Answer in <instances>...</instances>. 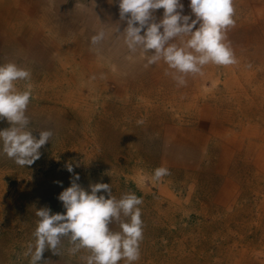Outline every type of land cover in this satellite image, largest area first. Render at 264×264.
<instances>
[{
  "label": "rangeland",
  "instance_id": "374dc122",
  "mask_svg": "<svg viewBox=\"0 0 264 264\" xmlns=\"http://www.w3.org/2000/svg\"><path fill=\"white\" fill-rule=\"evenodd\" d=\"M246 1L233 5L235 24L225 32L237 63L205 65L186 77V88L165 74L172 70L163 60L149 65L140 50L129 52L116 0H94L95 6L92 0H21L10 13L0 12L6 17L0 64L15 61L31 72L30 80L15 82L20 91L31 85L28 128L37 139L40 131L53 133L30 166L0 154V264H30L24 253L35 242V212L48 207L63 214L57 197L73 174L85 190L105 183L117 199L126 193L142 199L143 239L134 264H264V102L250 99L264 88V0ZM181 3L182 15H190L189 0ZM153 15L158 21L163 9ZM99 30L106 37L93 46ZM9 126L0 120V130ZM161 167L169 174L153 179ZM110 228L120 230L116 223ZM70 246L62 238L60 254L46 250L42 261L84 264L88 251L71 255Z\"/></svg>",
  "mask_w": 264,
  "mask_h": 264
},
{
  "label": "clouds",
  "instance_id": "9594fccd",
  "mask_svg": "<svg viewBox=\"0 0 264 264\" xmlns=\"http://www.w3.org/2000/svg\"><path fill=\"white\" fill-rule=\"evenodd\" d=\"M116 3L120 20L127 25L120 34L129 52L140 50L149 65L163 60L172 70L165 74L171 75L177 86L186 85V77L201 73L205 65L237 63L225 36L226 30L235 24L233 0H189L190 15H182L181 0H116ZM91 4L95 6L94 0ZM158 9H163V15L157 21L153 14ZM184 36L189 38L180 45L172 43ZM105 37L106 32L99 30L90 43L99 45ZM30 79V70L13 62L0 64V120L10 125L0 130V154L20 167L38 160L39 149L53 135L50 130L40 131L37 139L28 128L26 109L32 95L31 85L20 91L15 82ZM65 167L73 173L71 162ZM168 174L166 168H157L153 179L159 180ZM79 179V175L73 174L70 186L57 197L65 210L63 214H52L48 207L36 210L38 219L32 234L35 242L28 245L24 255L30 256V264H51L48 260L42 261L43 253L48 250L59 255L61 240L66 237L71 245L69 254L75 255L82 249L88 251V255L81 257L84 264H118L121 260L134 264L140 259L143 239L139 207L142 199L134 193L117 199L112 195L110 184L105 183L90 184L88 191L77 183ZM101 192L107 198L98 195ZM113 223L118 224L119 231L111 230Z\"/></svg>",
  "mask_w": 264,
  "mask_h": 264
},
{
  "label": "bare ground",
  "instance_id": "6f19581e",
  "mask_svg": "<svg viewBox=\"0 0 264 264\" xmlns=\"http://www.w3.org/2000/svg\"><path fill=\"white\" fill-rule=\"evenodd\" d=\"M19 1H21V0H15V3H14V1L13 2H11V0H2L1 2H0V12L1 13H10L11 12V6L13 5V7H16L17 5H18V3H19ZM88 1V0H87ZM67 2V1H66ZM1 3L3 4V3H6V4H4V5H7V6H2L1 5ZM8 3L10 4V5H8ZM24 4V3H23ZM65 5V4H64ZM49 6V5H48ZM54 6H56V5H54ZM58 6V5H57ZM86 6V5H85ZM33 8V7H32ZM20 10V9H19ZM35 10V9H34ZM25 11H27V9L25 10ZM32 11V10H31ZM49 11V10H48ZM237 11V10H236ZM51 12V11H50ZM31 13V12H30ZM53 13V12H52ZM64 13V12H63ZM27 14L28 13H26V14H22V16H24V17H26L27 18ZM86 17V16H85ZM44 18V17H43ZM0 19L2 20V23H3V21H5L6 20V17H4V16H2L1 14H0ZM10 19V18H9ZM10 23V22H9ZM18 23V22H17ZM16 23V24H17ZM21 23V22H20ZM41 23V22H40ZM31 26V25H30ZM39 28V27H38ZM47 28V27H46ZM2 29H3V26L1 25V27H0V33L2 32ZM48 29V28H47ZM10 30V29H9ZM19 30V29H18ZM89 30V29H88ZM45 32V31H44ZM68 32V31H67ZM123 32V31H122ZM31 33V32H30ZM12 34H14V33H12ZM32 34V33H31ZM69 34V33H68ZM7 35H9V34H7ZM70 35V34H69ZM118 35V34H117ZM116 34H115V36H117ZM43 36V35H42ZM120 36V35H119ZM9 37V36H8ZM14 37V36H13ZM35 37V36H34ZM121 37V36H120ZM227 37V36H226ZM12 38V37H11ZM10 38V39H11ZM68 38V37H67ZM76 38V37H75ZM114 38V37H113ZM232 38V37H231ZM40 39V38H39ZM6 40V39H5ZM26 40V39H25ZM77 40V39H76ZM7 41V40H6ZM8 42V41H7ZM13 42V41H12ZM35 42V41H34ZM74 43V42H73ZM76 43V42H75ZM72 45V44H71ZM76 45V44H75ZM261 45H263L262 43H261ZM8 46H9V44H8ZM44 46V45H43ZM49 46V45H48ZM76 47V46H75ZM75 47H74V49H75ZM7 48V47H6ZM16 48V47H15ZM83 48V47H82ZM98 48V47H97ZM100 48V47H99ZM98 48V49H99ZM71 49V48H70ZM102 49V48H101ZM34 51H36V50H34ZM73 51V50H72ZM85 51H86V49H85ZM70 52V51H69ZM14 53V52H13ZM92 53V52H91ZM125 53V52H124ZM13 56H17L15 53H14V55ZM121 56V55H120ZM123 56V55H122ZM130 56V55H129ZM16 58V57H15ZM35 58V57H34ZM38 58V57H37ZM1 59V58H0ZM107 60H108V58H106ZM5 60V59H4ZM83 60V59H82ZM101 60V59H100ZM131 60V59H130ZM80 61H81V59H80ZM15 62V61H14ZM13 62V63H14ZM32 62V61H31ZM76 63V62H75ZM98 63V62H97ZM100 63V62H99ZM142 63V62H141ZM24 64V63H23ZM64 64V63H63ZM72 64V63H71ZM127 64V63H126ZM65 65V64H64ZM69 65V64H68ZM78 65V67L82 70L85 66H86V61L84 62H79V64H77ZM22 66V65H21ZM115 66V65H114ZM214 66V65H213ZM92 67V66H91ZM98 67V66H97ZM215 67V66H214ZM28 68V67H27ZM90 68V67H89ZM93 69V68H92ZM107 69V68H106ZM122 69V68H121ZM87 70V69H86ZM61 72V71H60ZM65 72V71H64ZM72 72V71H71ZM107 72V71H106ZM109 72V71H108ZM107 72V73H108ZM50 73H52V72H50ZM84 74V73H83ZM213 74V73H212ZM197 75V74H196ZM49 76V75H48ZM98 76V75H97ZM106 76V75H105ZM93 77V76H92ZM95 77V76H94ZM70 78V77H69ZM91 78V77H90ZM113 78V77H112ZM37 79V78H36ZM66 80H67V78H65ZM65 79H64V81H65ZM191 79V78H190ZM111 80V79H110ZM197 80V79H196ZM49 81V80H48ZM93 81V80H92ZM161 81V80H160ZM197 82V81H196ZM84 83V82H83ZM141 83V82H140ZM143 84V83H142ZM162 84V83H161ZM188 84V83H187ZM108 85V84H107ZM138 85V84H137ZM149 86V85H148ZM155 86V85H154ZM165 86H167V85H165ZM173 86V85H172ZM79 87V86H78ZM183 87H185V86H183ZM259 88V90H260V92L258 93L257 91H256V89L251 93V97H250V99H252V101L253 100H259L260 102L262 101V102H264V88H262V85H259L258 86ZM105 88V87H104ZM111 88V87H110ZM119 88V87H118ZM186 88V87H185ZM192 88V87H191ZM224 88L225 89H227V91H229V89L230 88H228V86H224ZM143 89V88H142ZM164 89H166V88H164ZM182 89V88H181ZM52 90V89H51ZM98 90V89H97ZM100 90V89H99ZM98 90V91H99ZM123 90V89H122ZM145 90V89H144ZM158 90H159V88H158ZM172 90V89H171ZM190 90H192V89H190ZM41 91V90H40ZM47 91V90H46ZM86 91V90H85ZM89 91V90H88ZM165 91V90H164ZM174 91V90H173ZM113 92V91H112ZM138 92V91H137ZM136 92V93H137ZM140 92V91H139ZM169 92V91H168ZM176 92V91H175ZM185 92V91H184ZM191 92V91H190ZM43 93V92H42ZM104 93V92H103ZM111 93V92H110ZM141 93V92H140ZM178 93V92H177ZM180 93V92H179ZM183 93V92H182ZM189 93V92H188ZM83 94V93H82ZM95 94V93H94ZM94 94H93V96H94ZM135 95V94H134ZM143 95V94H142ZM162 95V94H161ZM208 95V94H207ZM244 95V94H243ZM96 96H98L97 94H96ZM113 96H115V95H113ZM154 96V95H153ZM155 96H156V94H155ZM175 96V95H174ZM173 96V97H174ZM216 96V95H215ZM95 97V96H94ZM116 97V96H115ZM137 97H139V96H137ZM160 97V96H159ZM193 97V96H192ZM210 97V96H209ZM142 98V97H141ZM145 98V97H144ZM148 98V97H147ZM157 98V97H156ZM216 98V97H215ZM263 98V99H262ZM90 99H92V98H90ZM89 99V100H90ZM217 99V98H216ZM47 100V99H46ZM93 100H94V98H93ZM96 100V99H95ZM101 100H102V98H101ZM149 100V99H148ZM185 100V99H184ZM191 100V99H190ZM212 100H214V97H213V99ZM240 100H241V97H240ZM239 100V101H240ZM49 101V100H48ZM173 101V100H172ZM194 101V100H193ZM57 102V101H56ZM66 102H68L67 100H66ZM97 102V101H96ZM95 102V103H96ZM102 102H103V100H102ZM158 102V101H157ZM198 102V101H197ZM207 102V101H206ZM88 103V102H87ZM104 103V102H103ZM174 103H176V102H174ZM200 103V102H199ZM203 103V102H202ZM205 103V102H204ZM79 104V103H78ZM89 104H91V103H89ZM147 104H149V103H147ZM189 104V103H188ZM93 105V104H92ZM101 105V104H100ZM103 105V104H102ZM152 105V104H151ZM205 105V104H204ZM93 106H95V104L93 105ZM126 106V105H125ZM101 107V106H100ZM121 107V106H120ZM62 108V107H61ZM119 108V107H118ZM60 109V108H59ZM158 110V109H157ZM49 112V111H48ZM56 112V111H55ZM105 112V111H104ZM134 112V111H133ZM196 112H198V110L196 111ZM195 112V114H197ZM200 112H202L201 111V109H200V111L198 112V113H200ZM241 113V112H240ZM63 114V113H62ZM147 114V113H146ZM206 114V113H205ZM252 114H255L256 115V112H252ZM40 115V114H39ZM148 115V114H147ZM178 115V114H177ZM218 116V115H217ZM254 116V115H253ZM252 115H251V118L253 119V118H255V117H253ZM162 117V116H161ZM229 117H232V116H228V117H226L225 118V120L224 121H228V119H229ZM262 118V116H259V114H257V118ZM149 119V118H148ZM243 119V118H242ZM246 119V118H245ZM249 119V118H248ZM252 119H250V121H252ZM254 121V120H253ZM35 122V121H34ZM130 123H132V120H131V122ZM248 123V122H247ZM118 124V123H117ZM254 124H258V123H254ZM35 125V124H34ZM124 125V124H123ZM230 125H232V124H230ZM250 125V124H249ZM234 126H236V125H234ZM205 127V126H204ZM231 127V126H230ZM232 127H233V125H232ZM239 127H242V126H240L239 124H237V129L239 128ZM244 127V126H243ZM248 127V126H247ZM250 127V126H249ZM253 128H255L256 127V125H253L252 126ZM117 128V127H116ZM201 128V127H200ZM58 130V129H57ZM134 130V129H133ZM137 130V129H136ZM252 130V129H251ZM54 131V130H53ZM56 131V130H55ZM138 131V130H137ZM131 132V131H130ZM242 133V132H241ZM127 134V133H126ZM213 134V133H212ZM217 134V133H216ZM220 134V133H219ZM244 134H246V133H244ZM256 134V133H255ZM56 135V134H55ZM136 134H134V136H135ZM65 136V135H64ZM126 136H128V135H126ZM216 136V135H215ZM125 138V137H124ZM132 139V138H131ZM66 140V139H65ZM133 140V139H132ZM135 141V140H134ZM133 141V142H134ZM233 141V140H232ZM63 142V141H62ZM256 142V141H255ZM55 143V142H54ZM135 143V142H134ZM257 143V142H256ZM137 145V144H136ZM230 145V144H229ZM133 147V146H132ZM250 147V146H249ZM135 149V148H134ZM138 149V148H137ZM137 152V151H136ZM220 152V151H219ZM264 153V152H263ZM133 155H135V153L133 154ZM221 155V154H220ZM245 155V154H244ZM259 156H261V158L264 156L262 153H259ZM234 157V156H233ZM128 161V160H127ZM213 161V160H212ZM218 161V160H217ZM227 161V160H226ZM233 161V160H232ZM252 161V160H251ZM264 161V160H263ZM223 162V161H222ZM236 162V161H235ZM127 163V162H126ZM132 164V163H131ZM243 168V167H242ZM223 169H226V168H223ZM223 176V175H222ZM229 178V177H228ZM237 187V186H236ZM247 195V194H246ZM246 195H245V197H246ZM242 196H244V195H242ZM241 204V203H240ZM246 207V206H245ZM244 207V208H245ZM242 208V207H241ZM217 209V208H216ZM243 209V208H242ZM247 209V208H246ZM239 210V209H238ZM241 210V209H240ZM216 211V210H215ZM223 211V210H222ZM5 213V212H4ZM5 215V214H4ZM230 215V214H229ZM6 216V215H5ZM12 221V220H11ZM6 222V221H5ZM232 222V221H231ZM217 223V222H216ZM255 223V222H254ZM9 224V223H8ZM5 225V224H4ZM11 225V224H10ZM210 225V224H209ZM212 226V225H211ZM216 226V225H215ZM214 226V227H215ZM6 227H9V226H6ZM7 229V228H6ZM8 230V229H7ZM205 233V232H204ZM3 234V233H2ZM2 234H0V235H2ZM14 234V233H13ZM17 235V234H16ZM19 235H20V233H19ZM6 235H4V237H5ZM8 236V235H7ZM6 236V237H7ZM14 236V235H13ZM5 237V238H6ZM15 237V236H14ZM0 238H1V236H0ZM4 238V239H5ZM9 238V237H8ZM11 238V237H10ZM12 239V238H11ZM18 239V238H17ZM263 241V240H262ZM18 242V241H17ZM264 242V241H263ZM15 243V242H14ZM5 244H6V242H5ZM2 246V245H1ZM13 250V249H12ZM10 251V250H9ZM205 253H206V251H205ZM194 254H196V253H194ZM258 256V255H257ZM47 257V256H46ZM51 259V258H50ZM243 260V259H242ZM234 263V262H233Z\"/></svg>",
  "mask_w": 264,
  "mask_h": 264
},
{
  "label": "crops",
  "instance_id": "0c3cea01",
  "mask_svg": "<svg viewBox=\"0 0 264 264\" xmlns=\"http://www.w3.org/2000/svg\"><path fill=\"white\" fill-rule=\"evenodd\" d=\"M245 4H247V1L246 0H233V5H236V6H244Z\"/></svg>",
  "mask_w": 264,
  "mask_h": 264
}]
</instances>
